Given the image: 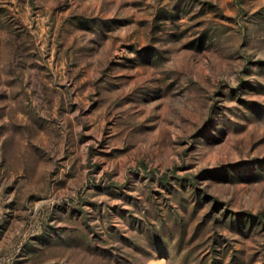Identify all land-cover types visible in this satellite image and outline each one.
<instances>
[{
	"label": "rangeland",
	"instance_id": "obj_1",
	"mask_svg": "<svg viewBox=\"0 0 264 264\" xmlns=\"http://www.w3.org/2000/svg\"><path fill=\"white\" fill-rule=\"evenodd\" d=\"M0 264H264V0H0Z\"/></svg>",
	"mask_w": 264,
	"mask_h": 264
}]
</instances>
